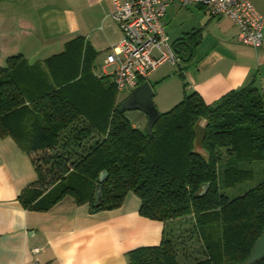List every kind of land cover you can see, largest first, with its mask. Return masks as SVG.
Returning <instances> with one entry per match:
<instances>
[{
	"label": "trees",
	"instance_id": "obj_1",
	"mask_svg": "<svg viewBox=\"0 0 264 264\" xmlns=\"http://www.w3.org/2000/svg\"><path fill=\"white\" fill-rule=\"evenodd\" d=\"M199 33L172 43L179 64L191 61ZM76 55L66 49L56 57L68 70L42 93L32 92L39 74L21 54L0 64V138L12 137L37 174L21 204L46 210L71 195L97 212L119 207L131 192L139 214L164 230L158 245L132 250L127 264H244L264 232V178L235 196L221 189L252 180L251 162L264 161V90L253 79L211 104L184 91L149 133L132 125L122 102L103 118L82 111L68 91ZM250 264H264V256Z\"/></svg>",
	"mask_w": 264,
	"mask_h": 264
},
{
	"label": "crops",
	"instance_id": "obj_2",
	"mask_svg": "<svg viewBox=\"0 0 264 264\" xmlns=\"http://www.w3.org/2000/svg\"><path fill=\"white\" fill-rule=\"evenodd\" d=\"M250 1L264 18V0ZM190 7L197 12L198 26L182 36L200 31L191 61L176 66L164 62L145 79L159 112L179 103L184 91H195L211 104L253 79L264 90V40L258 49L243 45L228 17H213L200 5L185 9ZM111 12V0H0V64L21 54L39 74V83L32 86L37 91L32 92L42 93L62 81L68 70L56 57L66 49L77 50L71 66L77 73L68 91L87 115L103 118L129 94L114 90L116 66L105 61L122 36ZM210 26L214 30L204 45ZM135 112L132 125L145 128L146 114ZM36 182L30 156L12 137L0 138V264H127L132 250L161 240L164 224L140 215V199L131 192L110 210L91 212L87 203L71 195L46 210L27 209L18 197Z\"/></svg>",
	"mask_w": 264,
	"mask_h": 264
},
{
	"label": "built area",
	"instance_id": "obj_3",
	"mask_svg": "<svg viewBox=\"0 0 264 264\" xmlns=\"http://www.w3.org/2000/svg\"><path fill=\"white\" fill-rule=\"evenodd\" d=\"M174 2L184 8L200 5L213 17H228L243 45L258 49L264 40V18L250 0H111V15L122 36L110 47L105 61L116 66L113 85L117 92H130L164 62L179 64L165 22L167 7Z\"/></svg>",
	"mask_w": 264,
	"mask_h": 264
},
{
	"label": "rangeland",
	"instance_id": "obj_4",
	"mask_svg": "<svg viewBox=\"0 0 264 264\" xmlns=\"http://www.w3.org/2000/svg\"><path fill=\"white\" fill-rule=\"evenodd\" d=\"M194 13H197L194 8L190 7L189 9H185L183 7L179 8L176 4L170 5L167 7L166 15H165V22H166V30L168 32L170 42H174L178 37L182 36L185 32L190 30L193 26H198V20L194 16ZM204 24V23H203ZM213 28L210 26L207 28L205 36V43H207V33L213 32ZM167 65H169L167 63ZM111 67H107V71H110ZM129 93V92H128ZM136 110H127L126 115L130 120H134V116L137 114ZM198 150L201 151V148L198 146ZM246 164V163H245ZM250 167L254 170L255 176L252 180L244 181L240 184H236L230 188H223L221 189L228 196H235L238 195L248 188L252 187L254 184L258 182L260 178H264V161L260 162H251ZM178 225L176 224L175 228Z\"/></svg>",
	"mask_w": 264,
	"mask_h": 264
},
{
	"label": "water",
	"instance_id": "obj_5",
	"mask_svg": "<svg viewBox=\"0 0 264 264\" xmlns=\"http://www.w3.org/2000/svg\"><path fill=\"white\" fill-rule=\"evenodd\" d=\"M153 89L148 81H143L140 85L132 89L126 99L121 103V110H140L147 116L146 129L150 133L155 122L158 120L160 112L154 104L153 101ZM107 172L103 170L98 179V184L96 185V199L99 201L101 199V182L106 178ZM208 185L202 186L200 194H203L207 189ZM264 256V232H262L259 239L256 241L251 256L244 264H250L259 258Z\"/></svg>",
	"mask_w": 264,
	"mask_h": 264
}]
</instances>
